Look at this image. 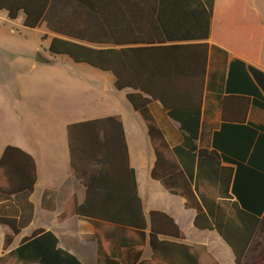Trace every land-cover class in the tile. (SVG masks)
I'll return each mask as SVG.
<instances>
[{"label": "trees", "instance_id": "16d2710c", "mask_svg": "<svg viewBox=\"0 0 264 264\" xmlns=\"http://www.w3.org/2000/svg\"><path fill=\"white\" fill-rule=\"evenodd\" d=\"M213 1L0 0V10L10 19L22 11L23 25L29 28L45 20L58 34H65L69 8L82 13L87 24L70 32L71 39L52 36L48 51L111 72L116 89H129L126 97L144 120L154 147L151 176L195 210V227L218 233L234 264H264V126L235 125L222 114L211 147L196 143L209 50L204 39L210 33ZM258 35L254 26L253 36ZM196 38L202 41L181 42ZM167 40L175 43L164 44ZM253 42L257 45V39ZM249 71L264 92V73L253 66ZM237 97L224 96L222 106ZM241 98L245 114L250 100ZM156 100L182 134L172 147L150 112ZM251 102L264 109L256 95ZM66 135L70 172L84 186L85 196L79 202L72 194L58 220L74 215L93 225L96 264H220L208 255L203 259L204 246L168 240L184 238L170 215L145 213L119 115L69 123ZM36 178L33 156L6 145L0 156V195H28ZM0 224L10 229L3 236L0 264H83L42 228L11 248L20 224L7 216H0ZM146 245L148 258L143 257Z\"/></svg>", "mask_w": 264, "mask_h": 264}, {"label": "crops", "instance_id": "0c3cea01", "mask_svg": "<svg viewBox=\"0 0 264 264\" xmlns=\"http://www.w3.org/2000/svg\"><path fill=\"white\" fill-rule=\"evenodd\" d=\"M254 9L257 12L255 17ZM0 14L3 22L13 24L21 21L23 24L22 11L15 19L8 18L6 10H0ZM254 26L259 28L258 37L253 36ZM10 32L12 35L20 33H15L14 30ZM52 36L71 39L70 29L65 30V34L55 33ZM254 39H257V45H254ZM199 41L202 40L196 38L181 42ZM204 41L208 43L209 50L199 134L196 140L199 148L211 147L213 134L220 129L223 117L235 125L251 123L264 126V109L254 106L251 102L252 96L256 95L264 103V92L249 71V66H253L264 73V15L259 13L252 0H214L210 33ZM172 43L175 42H164ZM8 47L0 43V55H3L0 57V156L8 144L20 147L33 156L37 172L36 182L30 194L0 195V216L15 217L20 224V233L15 236L11 248L18 244L21 237L42 228L52 231L58 238V245L75 254L83 264H96V242L90 237L94 233L93 225L74 215L58 220V215L72 194L76 195L79 202L85 196L84 186L79 184L70 172L66 126L81 120L119 115L126 137L129 164L135 171L137 192L142 199L145 213L148 215L151 210H158L174 219L184 238L168 240L177 244L204 246V260L208 255L220 264H234L230 247L218 233L215 230L195 227V210L186 207L181 196L170 193L151 176L155 162L154 147L144 120L126 97L129 89L122 90V99L118 95L105 93L102 89L101 84L105 79L111 80L114 85L111 72L110 78L99 74L97 79L91 78L95 73L90 72V69L57 65L51 60L50 53L38 50L49 61L37 62L34 58L30 65L49 64L51 76L58 75L64 87L68 89V97L58 113L52 108L47 111L52 117L58 118L60 114L63 117L62 122L60 121L62 129L65 130L62 151L59 152V145H56L54 152L44 151L42 154L41 151L45 148H40L38 143L39 140L45 139L40 137L38 129H29L28 119L31 121L43 111L44 102H41L40 96L47 80L43 77V70H37L36 77L27 79L18 76L14 79L11 59L8 62L6 57L10 52ZM74 63L75 66L86 64ZM99 71L108 72L100 69ZM96 81L99 85L95 84ZM227 95L238 97L222 106V98ZM241 96L250 100L245 114L246 101ZM121 100H125L128 107H125ZM150 112L169 147L178 144L182 139L178 123L166 114L159 101L151 103ZM53 142L52 139V144ZM9 232L10 229L6 225L0 224V254L3 236ZM150 254V247L146 245L143 257L148 258Z\"/></svg>", "mask_w": 264, "mask_h": 264}, {"label": "rangeland", "instance_id": "374dc122", "mask_svg": "<svg viewBox=\"0 0 264 264\" xmlns=\"http://www.w3.org/2000/svg\"><path fill=\"white\" fill-rule=\"evenodd\" d=\"M252 1L254 5H256L259 13L263 16L264 0ZM256 13L257 12L254 9V17ZM65 15L69 16L70 20L67 24L64 23L62 25V28L64 30L70 29V32H74L78 27H82L88 22L82 13L76 12L71 8L66 11ZM2 20L3 18L0 17V43L6 44L7 46H9L8 48H10V52L7 53L6 57L8 59V62H10L11 59V64L13 65V78L16 79V77L18 78L19 76L22 78L27 77V79H29L31 77H36L37 70H43V77L47 80L44 83V90L40 96L41 102H44L43 111H40V114L36 115V117L31 121L30 118L28 119V127L29 129H38L40 132V137L45 139V141L39 140L38 143V146L40 148H45L42 149V154L44 151L54 152V146L56 145H59L58 151L60 152L62 151L61 145L65 142V130L62 129V125L60 124V121L62 122L63 117L61 116V114L58 118L52 117L48 115L47 111L49 108H52L55 109L58 113L63 102L68 97V92L66 91L68 89L64 87V84L59 80L58 75L51 76V73H49V71L51 70L49 69V64L37 63L36 66H31L38 50L44 51L49 54V52L47 51L48 42L52 35L56 32H53L48 27L45 20L40 22L35 28L23 27L21 21H16L15 23L11 24L8 21L3 22ZM11 30H14L15 33H20L12 35L10 32ZM82 42L85 44L94 45L93 43L84 41ZM49 55L51 56V60L53 62H56L57 65H63L65 67L67 66V68L76 67L90 69V72L95 73L91 78L96 77L97 79L98 74L109 78L112 77L109 72H101L99 71V69L93 68L87 64H80L79 66H75V63L66 55ZM2 56L3 55H0V57ZM51 79H53V82H51ZM95 84L99 85V82L96 81ZM101 85L105 93L108 92L109 94L118 95L119 98L122 99V90L120 91L115 89L111 80L107 81V79H105ZM121 102L125 107H128L125 100H121ZM52 139L54 141L53 144Z\"/></svg>", "mask_w": 264, "mask_h": 264}, {"label": "water", "instance_id": "95a60500", "mask_svg": "<svg viewBox=\"0 0 264 264\" xmlns=\"http://www.w3.org/2000/svg\"><path fill=\"white\" fill-rule=\"evenodd\" d=\"M51 55H56L54 53H51L50 51H48ZM35 61L37 62H48L49 59L45 56H43L39 51H37L36 56H35Z\"/></svg>", "mask_w": 264, "mask_h": 264}]
</instances>
